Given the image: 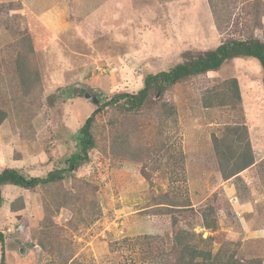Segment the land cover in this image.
<instances>
[{
	"label": "rangeland",
	"instance_id": "374dc122",
	"mask_svg": "<svg viewBox=\"0 0 264 264\" xmlns=\"http://www.w3.org/2000/svg\"><path fill=\"white\" fill-rule=\"evenodd\" d=\"M24 31L32 35L42 86L40 99L25 104L14 46ZM251 37L264 42V0H0V171L45 178L65 169L81 153L84 123L115 94L138 92L146 76L187 56ZM232 79L240 103L221 92ZM77 84L99 103L86 99L84 88L72 97ZM207 89L208 98L227 105L206 108ZM166 101L176 115L162 121L102 108L90 163L55 186L3 188L0 262L5 255L7 264H157L160 255L173 261L174 235L184 229L211 238L209 249L231 263L264 264V160L256 163L253 148L264 144L259 62L233 59L176 85ZM241 124L255 164L225 181L214 138ZM172 202L184 207L158 209ZM209 208L217 220L211 230L202 217Z\"/></svg>",
	"mask_w": 264,
	"mask_h": 264
},
{
	"label": "trees",
	"instance_id": "16d2710c",
	"mask_svg": "<svg viewBox=\"0 0 264 264\" xmlns=\"http://www.w3.org/2000/svg\"><path fill=\"white\" fill-rule=\"evenodd\" d=\"M17 30V27H16ZM23 38H17L14 44L18 48L19 55L16 61V76L19 79V85L22 87L21 99L23 104L27 99H40L42 94V86L39 72L36 70L31 56L34 53V45L32 35L28 31L22 33ZM236 58H253L257 60L264 72V42L260 39L251 37L249 39H231L222 43L215 49L209 50L198 55H190L185 57V62L179 63L169 71H162L156 74H150L144 79V87L136 93H119L115 94L110 100L98 108L90 118L86 120L82 126L80 134V150L81 153L73 155L67 160V167L63 170L50 172L45 178L28 177L21 174L18 170L5 168L0 171V209L3 206V188L6 186H15L26 190L36 189L38 187H51L60 183L62 180L72 177V173L79 170L84 165L90 163L89 154L96 149V140L93 136V127L97 115L102 108L118 107V111L126 116L140 118L147 114L154 115L158 121L163 118L170 119L175 117L176 109L174 105H169L166 101V94L176 85L191 81L193 79L207 76L210 73L219 71L227 62ZM225 96H230L238 103L241 102V93L239 83L236 79L227 82L222 87ZM214 92H219L217 87L212 88ZM207 89L203 95V105L206 108H213L216 104L227 105L226 101L214 98H208L211 94ZM219 94V93H216ZM231 94V95H230ZM1 113V111H0ZM0 122H3L5 114L1 113ZM227 137L223 139L214 138V145L219 157V165L222 177L225 181L232 178H238L241 173L251 168L255 164L252 144L249 138L248 128L245 125H236L227 129ZM122 144L127 143V138L122 140ZM183 159V158H182ZM158 209L161 213L165 209L184 207L177 202L158 203ZM60 206V205H59ZM161 206V207H160ZM165 208V209H163ZM14 212L20 211L13 206ZM208 212L203 213L204 226L211 230L216 228L217 220L212 218L213 209H207ZM47 219V218H46ZM47 230L51 227L43 222ZM174 227L177 226L176 220L172 222ZM211 238L203 239L194 232L180 229L174 235L173 242L175 244V254L170 260L164 255L157 257V264H244L241 262L231 263L229 259L224 257L220 250L215 255L209 249ZM0 244L4 251L5 235L0 231ZM40 247L46 249V245L42 240L38 243ZM233 260V257L231 258ZM0 264H7L6 256L3 255ZM249 264H261L259 261H251Z\"/></svg>",
	"mask_w": 264,
	"mask_h": 264
},
{
	"label": "water",
	"instance_id": "95a60500",
	"mask_svg": "<svg viewBox=\"0 0 264 264\" xmlns=\"http://www.w3.org/2000/svg\"><path fill=\"white\" fill-rule=\"evenodd\" d=\"M82 88H84V89H86V94H85V98L86 99H88V100H94V102L96 103V105L99 103V100L97 99V96H95L91 91H90V89L87 87L86 88V86H84V85H82V84H77V85H75V86H73L72 87V89H71V91H69V92H71L70 94L72 95V97H75V96H77V91L79 90V89H82ZM90 95H92V97L90 96Z\"/></svg>",
	"mask_w": 264,
	"mask_h": 264
},
{
	"label": "crops",
	"instance_id": "0c3cea01",
	"mask_svg": "<svg viewBox=\"0 0 264 264\" xmlns=\"http://www.w3.org/2000/svg\"><path fill=\"white\" fill-rule=\"evenodd\" d=\"M253 148H254V151H255V156H256V163H260L261 161H263L264 160V144L261 146V147H259V148H257L258 146L256 145V144H254L253 143ZM253 167V166H252ZM251 167V168H252ZM255 167V166H254ZM250 170V169H249ZM248 172V170L247 171H245V173L244 174H246ZM244 176V175H243ZM245 188V187H244Z\"/></svg>",
	"mask_w": 264,
	"mask_h": 264
},
{
	"label": "clouds",
	"instance_id": "9594fccd",
	"mask_svg": "<svg viewBox=\"0 0 264 264\" xmlns=\"http://www.w3.org/2000/svg\"><path fill=\"white\" fill-rule=\"evenodd\" d=\"M90 155V154H89Z\"/></svg>",
	"mask_w": 264,
	"mask_h": 264
}]
</instances>
